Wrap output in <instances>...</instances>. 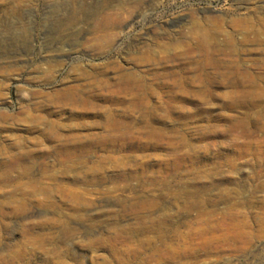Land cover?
Returning a JSON list of instances; mask_svg holds the SVG:
<instances>
[{
  "label": "rangeland",
  "instance_id": "rangeland-1",
  "mask_svg": "<svg viewBox=\"0 0 264 264\" xmlns=\"http://www.w3.org/2000/svg\"><path fill=\"white\" fill-rule=\"evenodd\" d=\"M121 1L30 0L11 15L13 1L0 0V115H9L0 116V264H264V0H143L117 28L97 27ZM236 13L248 26L239 57L259 75L246 77L245 106L223 103L232 89L215 76L206 82L210 102H187L154 79L181 65L129 60L138 46L195 29L193 20L211 31L207 18L219 16L230 31ZM110 33L99 54L94 39ZM117 60L147 72V109L112 101L72 71L83 64L113 77L118 70L103 63ZM47 67L55 74L49 84ZM74 85L96 108L54 96ZM38 114L57 120L58 133L28 118ZM59 134L75 145L46 137Z\"/></svg>",
  "mask_w": 264,
  "mask_h": 264
},
{
  "label": "bare ground",
  "instance_id": "bare-ground-1",
  "mask_svg": "<svg viewBox=\"0 0 264 264\" xmlns=\"http://www.w3.org/2000/svg\"><path fill=\"white\" fill-rule=\"evenodd\" d=\"M12 1L13 2H12V7L10 9L11 10L10 13H11V15H17L19 10H20V7L22 6V4H24L23 2L24 1H30V0H12ZM158 1L159 0H157V2ZM10 2H11V0H10ZM142 3H143V0H122L121 2H119V5H118L119 9L118 10H116L117 9L116 8L115 9L116 11L113 10V11H109V12H102L101 18L98 17L99 18V24L96 26L97 27L100 26V27H104V28H106V27L117 28L118 26H120L123 22H125L129 18L128 12L134 13L135 10L139 9V6ZM103 10L106 11L105 9H103ZM207 19L208 20H206V21H208V22L210 21L214 24L213 30L209 31L206 28H204L200 22H198L197 20H193L192 24L195 27V29H192V30L190 29L188 32L181 33V36L174 41L172 40V42L156 41L154 46H150L149 44H144V45L138 46V47H136V49L131 51L132 55H131L129 60L135 66H137L139 64H143V63H148V64H151L152 66L157 67V66L164 64V63L165 64L173 63L175 65H179V68H180V65H181L182 69H179V70L165 71L163 73H157L156 72L154 75L155 76L154 79L160 80V81H158L160 84H164V85L169 86L168 89L171 88L173 91H175L174 92L175 94L182 95L183 96L182 99H185V101L187 100V102H188V100L191 102H195V103H197V102L199 103V101H200V103H201V101H204V102L209 101L210 102L209 99L211 97H207V94L210 95V93H211L210 88L211 87L206 82H207L208 78L211 79L212 76H215V77H219L221 79V81H220L221 83L218 81L220 84L225 85V87L228 86L229 88L232 89V91H229L228 94L226 93L227 97L223 98V103L232 104V106L236 105V104L244 105V103L246 104V77L249 76V77L254 78V79H257V77L259 78L258 74H252L246 70V60L240 59V57H239V55L241 53L246 52V49L244 48V45L246 44V30L248 29L247 28L248 26L246 27V14L236 13V14L232 15L231 17H229V22L231 24V30L230 31L224 29L223 25H224V22L226 21L224 18L218 16V17H212L211 20L209 18H207ZM70 20H71V17H70ZM72 20H74V19H72ZM249 30H250V28H249ZM252 34H254V33H252ZM114 37H115V34L110 33V34H106V35H102V36H97V38L94 39V40H96V45H97L96 47H97L99 54L103 53V51L111 45L112 41L114 40ZM157 40H158V38H157ZM258 41H260V38ZM261 41H262V39H261ZM109 64H111L112 67H109ZM165 64L163 66H165ZM58 66H59V64H58ZM75 66L76 67L72 71H75L78 74V76L81 78L82 77L87 78V80H89L88 78L94 79V82H93L94 85L98 84L102 88L106 89L108 92V93H106V95L108 97L111 96L110 98L112 101H116L117 103H119V102L122 103L123 101H127V103L130 104L131 106H137L139 108L147 109L144 106H146V104H147V100L149 98V95L151 96V92H153V85L149 84V82L147 83V80L149 79V78H147V75H146L147 72L138 71L136 69L130 70L129 68L128 69L123 68V66H121L118 63V60L117 61H110V63H109V61L108 62L106 61L103 63V66H105L106 68H115L118 70V73L113 77H107L106 73H108V72H106L105 69H104L105 72L102 75L100 74V76H101L100 77L97 73L89 72L87 70L86 65L84 66L83 64H79V65L76 64ZM170 66H171V64H170ZM170 66H167V67H170ZM51 67L58 69L57 67H54V66H51ZM160 67H162V66H160ZM174 67H176V66H174ZM207 67H212L213 71L211 73H208L206 71ZM47 68L48 69L44 70L45 73H44V79L43 80L46 82V84H49V83H52L54 81L55 74H54L53 68H49V67H47ZM183 68L188 69V71L183 70ZM189 72H193L194 74L192 73L193 74L192 76L191 75L188 76L187 73H189ZM261 76H263V75H261ZM65 79H66V77H65ZM220 79H218V80H220ZM64 82H65V80H64ZM211 82H213V81H211ZM156 83H157V81H156ZM76 85L62 87L61 89L57 90L56 92L54 91V93H55L54 96L56 95L57 97L62 98L63 101H65L67 104L70 103L72 105H75L74 107H76V106L78 108L80 107V109L84 108V107L85 108H87V107L96 108L97 105L93 101L94 96H88L87 91L84 90L87 94L82 92L79 88L80 86L78 87ZM248 85H252V86H256V87H259V85L262 86V84H260V82H249ZM83 86H86V85H83ZM173 91H170V92H173ZM212 93H213V91H212ZM212 93H211V95H213ZM33 95L35 97V94H33ZM49 95H50V93H49ZM51 95H53V94H51ZM91 95H92V93H91ZM94 95H96V94H94ZM185 95H193L194 97L189 98ZM199 96H201V97H199ZM104 97H105V95H104ZM62 99H60V100H62ZM101 99H103V98H101ZM131 106H130V108H132ZM28 109L31 110V108H28ZM114 110H115V108H114ZM128 110H129V108H128ZM26 113H28V112H26ZM39 114H38V116L34 115V116H32V118H31V116L28 118H30L32 121H37V122H41V123L48 125V128L45 131L46 134L52 135L54 133H58V131H56L57 129H55V128H56V126L59 128L60 123L57 124V122H56L57 120H55V121L54 120L52 121L51 119L47 120L45 116H44L45 117L44 118V117H42V115L39 116ZM146 114H148V113H146ZM20 115H24V114L20 113ZM2 116L5 119L6 118L8 119V117H9V115L5 114L4 111H3ZM24 116L26 118L27 115H24ZM149 116H151V115H149ZM104 118H106V121H110V122L111 121H118L119 122V119L116 118V116H112V115L110 116L109 114H108V117H104ZM147 118H148V116L145 114L138 116V119H140L141 121L142 120L146 121V120H148ZM13 119L15 120V118H13ZM3 121H5V120H3ZM16 122L17 121H15V124H16ZM24 122H26V121H24ZM21 123H22V121H21ZM21 123H19V124H21ZM107 123L109 124V122H107ZM35 124L33 123V125H35ZM33 125H31V126H33ZM116 125H118V124H116ZM113 126H114V124H113ZM113 126H112V133H113V131H115L116 133H123V131H120V129L119 130H113ZM122 126H124V125L122 124ZM33 127H35V126H33ZM36 127H37V125H36ZM107 128H111V127H108V125H107ZM31 129H33L32 130L33 132L34 131L36 132V128H35V130H34V128H31ZM43 132L44 131H42L41 133H43ZM55 135H57V134H55ZM124 135H126V134H124ZM46 137L48 139L53 140V141L54 140L60 141V142L62 141L63 142L62 146L69 148V149H70V144L72 145V143H73L75 145V143L72 142L73 138L70 135L69 136H61V135L60 136H46ZM79 137H80V135H79ZM51 140H49V141H51ZM76 145H78V144L76 143ZM61 150H62V148H61ZM11 156H14V155H11ZM16 156L19 157V155H17V154H16ZM29 157H31V156H29ZM7 158H10V155ZM20 158H22L21 154H20ZM10 160H12V158ZM15 160H16V157H15ZM22 160H23V158H22ZM12 161H9V162H12ZM4 162H5V160H4ZM9 164H11V163H9ZM11 166H13V165H11ZM29 166H27V167H29ZM21 167H23V166H21ZM7 173H9V172H7ZM27 173L28 172H26V174ZM1 174H3V173H1ZM22 174L25 175L24 173H22ZM7 176H8V174H7ZM25 191H27V190L25 189ZM35 192L36 191H34L33 193H35ZM30 193H32V192H30ZM33 195H35V194H33ZM127 264H129V263H127Z\"/></svg>",
  "mask_w": 264,
  "mask_h": 264
}]
</instances>
